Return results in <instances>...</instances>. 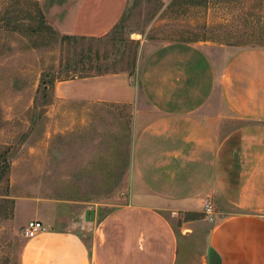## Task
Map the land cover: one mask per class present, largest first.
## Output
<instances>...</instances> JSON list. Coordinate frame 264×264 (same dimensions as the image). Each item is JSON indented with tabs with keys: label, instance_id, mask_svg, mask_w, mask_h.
Listing matches in <instances>:
<instances>
[{
	"label": "crops",
	"instance_id": "0c3cea01",
	"mask_svg": "<svg viewBox=\"0 0 264 264\" xmlns=\"http://www.w3.org/2000/svg\"><path fill=\"white\" fill-rule=\"evenodd\" d=\"M36 1L56 33L94 38L107 34L128 5ZM215 51L212 57L200 43L172 42L136 62L135 82L124 71L55 82V99L69 104L55 120L70 129L60 134L70 151L60 155H75L76 172H89L93 155L116 150L111 137L96 140L88 130L96 111L130 110L114 133L129 135L134 186L116 204L21 201L32 207L28 222L46 229L25 239L19 264H187L191 251L201 264H264V46ZM86 210L94 212L90 225L83 221ZM185 214L199 215L174 226Z\"/></svg>",
	"mask_w": 264,
	"mask_h": 264
},
{
	"label": "rangeland",
	"instance_id": "374dc122",
	"mask_svg": "<svg viewBox=\"0 0 264 264\" xmlns=\"http://www.w3.org/2000/svg\"><path fill=\"white\" fill-rule=\"evenodd\" d=\"M35 1L0 0V155L4 153L0 171L7 173L0 181V264H19L25 242L23 225L33 216L32 207L21 201L30 197L79 198L116 204L128 196L130 185L134 186L130 181L132 174L129 175V135L114 133L119 121L126 122L131 117L124 106L96 111L94 128L88 130L94 132L96 140L111 137L116 150L108 155H93L87 160L93 166L89 172H76L75 155H60L61 150L70 151L69 139L62 140L60 135L70 129L60 128L55 120H60L62 113L67 114L57 110L66 109L69 104L55 99L53 85L65 78L66 59L80 50H89L94 58L96 52H107L109 63L119 54L114 56L115 49L107 36L99 40L61 41L56 33L30 31V26L40 25ZM175 1L129 0L126 14L119 21L121 52L126 54L117 61V70H125L133 54L141 65L152 48L172 42L200 43L212 57L215 49L223 47L264 46V0ZM132 78L135 82L137 75ZM110 131L117 136L113 138ZM5 163L8 169L4 168ZM74 184L80 188L73 190ZM142 197L135 194L133 198L143 200ZM6 199H12L13 207ZM15 201H20L17 218ZM198 215H180L173 224L178 226L182 220ZM204 228L203 222L199 224L200 231ZM202 247V241L197 243L196 252ZM201 262L191 251L187 264Z\"/></svg>",
	"mask_w": 264,
	"mask_h": 264
},
{
	"label": "trees",
	"instance_id": "16d2710c",
	"mask_svg": "<svg viewBox=\"0 0 264 264\" xmlns=\"http://www.w3.org/2000/svg\"><path fill=\"white\" fill-rule=\"evenodd\" d=\"M177 1V0H176ZM175 1V2H176ZM129 2V0H128ZM36 5V10H37V18H38V23H40V25H36L34 27L30 26L29 30L30 31H34L36 33L42 32V33H56L52 27H50L46 21H45V17L43 16L40 8L38 7V3L37 1H35L34 3ZM127 8L124 12V14L122 15V17L120 18L119 21H121L124 17V15L126 14ZM31 20L32 17H29ZM18 18H16L17 21ZM119 21L114 25V27L104 36L109 37V41L111 44V47L115 49L114 51V56L119 54V57L117 59H113L112 62L107 63V61L109 60L110 55L105 52L104 54H100V53H95L94 56L95 58L92 56L91 57V53L89 50L87 51H79L78 53H76L74 57L66 59L67 61H65L64 65V69H65V79H71L74 77H90V76H95V75H102V74H107V73H114V72H127L130 76H134L136 74L135 69H136V54H133L131 56V59L126 67L125 70H117L116 65H117V61H122V59L124 58V55L126 54L124 51L121 52V40L119 38V28H120V24ZM59 36H61V41L63 40H73V41H82L85 39H95V40H99L100 38L104 37H83V36H73V35H60L59 33H56ZM195 40V39H194ZM180 42H190V40H186V41H180ZM233 45H240V44H233ZM263 46V45H260ZM77 72H80V75H76ZM52 85V83L50 84V86ZM45 86V85H44ZM45 89V88H43ZM48 104V103H46ZM4 153H2L0 155V157H3ZM5 161V159L3 160ZM4 168L8 169V165L5 163L4 164ZM7 173H5L4 171H0V181L3 179L2 177L5 176ZM6 200H10L9 202L12 203V207H13V202L12 199H6ZM1 207V205H0ZM11 216V214H10Z\"/></svg>",
	"mask_w": 264,
	"mask_h": 264
},
{
	"label": "built area",
	"instance_id": "2783aa9c",
	"mask_svg": "<svg viewBox=\"0 0 264 264\" xmlns=\"http://www.w3.org/2000/svg\"><path fill=\"white\" fill-rule=\"evenodd\" d=\"M210 212H211V207H206V213L208 214ZM45 229L46 228L42 222L37 221V220L29 221L23 231V237L24 239H27V240L32 239L38 234H40L41 232L45 231Z\"/></svg>",
	"mask_w": 264,
	"mask_h": 264
},
{
	"label": "water",
	"instance_id": "95a60500",
	"mask_svg": "<svg viewBox=\"0 0 264 264\" xmlns=\"http://www.w3.org/2000/svg\"><path fill=\"white\" fill-rule=\"evenodd\" d=\"M94 219V212L86 210L83 215V221L87 224L90 225L93 222Z\"/></svg>",
	"mask_w": 264,
	"mask_h": 264
}]
</instances>
